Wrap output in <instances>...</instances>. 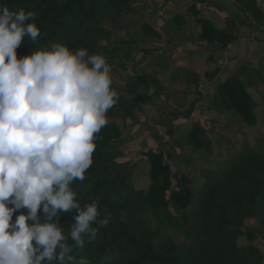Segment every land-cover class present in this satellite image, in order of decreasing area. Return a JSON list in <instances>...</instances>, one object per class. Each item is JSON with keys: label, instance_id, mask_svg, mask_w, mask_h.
<instances>
[{"label": "trees", "instance_id": "obj_1", "mask_svg": "<svg viewBox=\"0 0 264 264\" xmlns=\"http://www.w3.org/2000/svg\"><path fill=\"white\" fill-rule=\"evenodd\" d=\"M134 1L0 0V5L24 7L36 13L35 22L41 35L34 44L25 39L17 49L19 58L54 40L67 43L73 50L91 47L81 36L91 30L93 23L98 24L100 12L104 8L119 10ZM198 1L222 9L215 0ZM236 5L241 11L252 14L250 26L264 24V13L259 10L256 0H236ZM190 11L195 13L196 22L201 25L200 41L227 48L237 39L235 22L228 21L227 29L218 30L210 20L199 17L194 5ZM177 22L182 23L177 28L181 31L184 27L181 12L174 19V23ZM149 29L146 28L147 32ZM194 74L187 81L192 93L199 91V78ZM251 74L253 77L256 72ZM240 78L241 75L233 76L222 85L212 105L234 109L247 125L256 126L254 100ZM247 79L251 84L249 76ZM126 89L129 95L134 90L150 91L134 94L122 105L123 109L130 104L138 105L139 114L143 105L163 94L165 83L159 77L138 74L135 81L126 84ZM130 109L129 116L135 118V112ZM188 134L189 140L185 144L192 150L210 149L211 140L202 127L196 125ZM120 137L121 131L114 123L109 131L102 128L97 134L92 166L83 181L73 182L81 206L95 199L101 218L111 214L109 225L100 228L93 244L86 243L81 249L69 240L74 245L73 255L87 257L89 264H264L260 249L252 244L241 247L237 244L238 238L246 235L247 220L256 221L257 225L251 230L264 242V151L248 145L237 156L219 160L216 169L201 170L205 179L197 191L189 186V178L173 174L166 162L173 158L171 154L164 150L150 152V185L138 191L133 185L136 164L116 161L119 144L114 145L113 141ZM18 214L14 213L13 220ZM74 214L60 213L59 223L65 233L69 231ZM38 215L43 223L42 211ZM172 230L180 232L184 241L174 242L169 236Z\"/></svg>", "mask_w": 264, "mask_h": 264}, {"label": "clouds", "instance_id": "obj_2", "mask_svg": "<svg viewBox=\"0 0 264 264\" xmlns=\"http://www.w3.org/2000/svg\"><path fill=\"white\" fill-rule=\"evenodd\" d=\"M35 16L0 5V264H89L74 245L93 244L111 214L101 218L95 199L81 206L72 185L93 164L117 92L106 57L87 48L54 40L18 58L41 35ZM73 212L65 233L60 213Z\"/></svg>", "mask_w": 264, "mask_h": 264}, {"label": "rangeland", "instance_id": "obj_3", "mask_svg": "<svg viewBox=\"0 0 264 264\" xmlns=\"http://www.w3.org/2000/svg\"><path fill=\"white\" fill-rule=\"evenodd\" d=\"M188 4L187 0H135L128 2L119 10L104 8L100 12L98 24L93 23L91 30L81 36L91 45V47H87L89 54H103L111 66L112 88L117 92V102L108 111V124L103 129L109 131L112 123L119 127L121 137L113 141L114 145L119 144L115 152L117 154L116 161L136 164L133 185L138 191L148 188L150 185L148 154L162 151L164 147V152L173 157L166 159L173 174H181L189 178V186L194 191H197V188L204 183L205 178L201 170H214L218 167L217 162L221 153L220 149L216 147L213 150L212 142L210 149L203 151H194L185 144V141L189 140V134L180 137L177 142L171 143L164 134L157 135L151 130L152 126L148 124L146 114L142 115L143 107L140 108L139 114L138 105L130 104L128 108H122L124 101H130L132 95L150 93V91L134 90L131 95L128 94L126 84L135 81L138 74L150 78L162 76L163 73L171 72V69L174 73L181 69L194 70V64L189 63L184 55H182L184 59H179L177 56L179 53L174 48L177 42H181L179 37L182 35L177 33L180 32L177 28L182 26V23H174L173 17L180 12L183 15ZM148 27L151 29L147 32L146 28L148 29ZM149 32L151 33L148 34ZM152 32H155V35ZM190 78L192 76L188 79ZM263 79L258 77L247 85L254 100L258 124L256 126L247 125L249 130L244 125L248 131L249 146L262 151H264ZM259 81L261 82L259 83ZM129 109L135 112V118L129 116ZM234 114L238 113L234 111ZM198 125L206 133L212 132L210 125L205 121L198 122ZM119 140H122L123 143H117ZM214 141L216 144L215 139ZM176 183L177 181L174 179L173 184ZM256 225L255 220H247L246 235L239 237L237 244L240 247L252 244L264 254V242L255 231L251 230ZM248 233L255 237L254 241L249 240ZM169 236L176 243L184 241L183 235L177 230L170 231Z\"/></svg>", "mask_w": 264, "mask_h": 264}, {"label": "crops", "instance_id": "obj_4", "mask_svg": "<svg viewBox=\"0 0 264 264\" xmlns=\"http://www.w3.org/2000/svg\"><path fill=\"white\" fill-rule=\"evenodd\" d=\"M215 2L222 9L198 0H187L189 6L183 11L184 27L177 32L182 35L179 37L181 42H177L174 48L179 53V59H184V55L189 63L194 64V70L181 69L174 73L171 69V72L159 76L164 79L165 90L163 94L153 97L149 104L142 106V115L146 114L154 133L164 134L171 143L188 134L198 122L205 121L212 131L206 133V136L213 143V150L214 147L220 149L219 161L237 156L249 145V128L240 114H234L236 110L213 106L212 102L219 88L233 76L241 75L240 80L246 86L248 76L251 81L258 77L264 78V24L255 23L254 27L250 26L252 14L241 11L236 0ZM256 2L259 10L264 13V0ZM192 5L198 10L199 17L210 20L218 30L227 29L228 21L235 22L237 39L227 48L217 43L200 41L202 28L196 22L195 13L190 11ZM252 72H256L253 77ZM192 73L199 78V91L195 93L187 87ZM164 148L162 150L165 151Z\"/></svg>", "mask_w": 264, "mask_h": 264}, {"label": "water", "instance_id": "obj_5", "mask_svg": "<svg viewBox=\"0 0 264 264\" xmlns=\"http://www.w3.org/2000/svg\"><path fill=\"white\" fill-rule=\"evenodd\" d=\"M247 236H248L250 241H254L255 240V237L252 234L248 233Z\"/></svg>", "mask_w": 264, "mask_h": 264}]
</instances>
